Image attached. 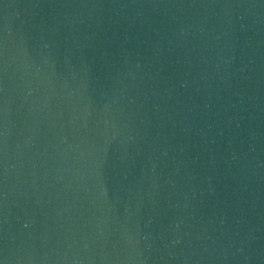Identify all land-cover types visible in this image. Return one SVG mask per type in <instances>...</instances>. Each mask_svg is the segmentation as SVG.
Returning a JSON list of instances; mask_svg holds the SVG:
<instances>
[{
    "label": "water",
    "instance_id": "1",
    "mask_svg": "<svg viewBox=\"0 0 264 264\" xmlns=\"http://www.w3.org/2000/svg\"><path fill=\"white\" fill-rule=\"evenodd\" d=\"M2 264H264V0H0Z\"/></svg>",
    "mask_w": 264,
    "mask_h": 264
},
{
    "label": "snow or ice",
    "instance_id": "2",
    "mask_svg": "<svg viewBox=\"0 0 264 264\" xmlns=\"http://www.w3.org/2000/svg\"><path fill=\"white\" fill-rule=\"evenodd\" d=\"M0 264H2V262H0Z\"/></svg>",
    "mask_w": 264,
    "mask_h": 264
}]
</instances>
